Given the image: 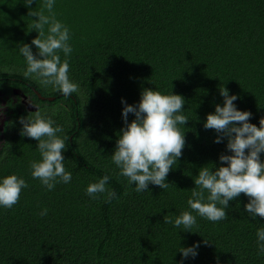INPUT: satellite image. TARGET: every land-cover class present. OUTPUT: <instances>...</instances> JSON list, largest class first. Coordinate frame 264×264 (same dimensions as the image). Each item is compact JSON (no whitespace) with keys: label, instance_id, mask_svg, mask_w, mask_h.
<instances>
[{"label":"trees","instance_id":"obj_1","mask_svg":"<svg viewBox=\"0 0 264 264\" xmlns=\"http://www.w3.org/2000/svg\"><path fill=\"white\" fill-rule=\"evenodd\" d=\"M28 11L23 0H0V78L20 83L63 128L57 135L68 137L62 154L72 180L48 191L31 177L30 162L41 156L38 142L20 135L19 119L35 111L20 105L1 142L0 180L15 174L28 187L12 209L0 207V264H264L256 236L264 220L244 211L243 194L229 202L226 220L192 212L191 232L163 223L165 215L192 211L187 201L199 169H214L230 154L227 141L214 143L217 134L203 127L223 106L219 87L238 97V110L252 113L250 123L259 127L264 118V0H55L56 18L71 34L69 77L79 85L67 98L24 77L18 45L38 35ZM145 88L181 95L189 122L178 126L186 145L167 176L170 186L138 193L118 176L111 155L124 127L121 100L136 105ZM105 175L117 194L111 203L86 194ZM197 243V256L184 259L179 249Z\"/></svg>","mask_w":264,"mask_h":264},{"label":"clouds","instance_id":"obj_2","mask_svg":"<svg viewBox=\"0 0 264 264\" xmlns=\"http://www.w3.org/2000/svg\"><path fill=\"white\" fill-rule=\"evenodd\" d=\"M34 2L37 3V0H23L24 6L29 9L28 17L37 18L32 20L31 29L38 33L31 45H18L19 53L26 61L24 77L36 79L45 87L52 86L67 98L79 91V85L69 77L68 57L73 51L69 44L70 30L56 18L55 0H41L38 10L31 8ZM32 46H35L36 54H33ZM61 52L65 57L63 61ZM219 93L223 97V106H215L214 113L206 116L203 127L217 134L214 143L226 140V152L230 154L222 153L219 165H214V169L207 166L199 169L191 198L187 201L192 211H183L175 219L172 215L163 217V223L172 224L175 228L182 226L185 232H191L197 224L192 212L213 223L226 220L229 202L237 200L241 194L247 197L244 211L249 217L264 220V118L259 120L257 127L249 122L251 112L237 109L234 103L238 100L236 95H229L224 86L219 87ZM121 103L124 105V127L120 129L111 155L112 163L119 169L118 176L126 178L128 185H134V191L138 193L149 191L150 184L167 189L170 186L166 182L167 176L173 165H178L186 145L185 133L178 127L189 122L182 114L185 99L181 95H164L145 88L138 104L128 105L123 99ZM35 108L34 113L19 119L22 125L20 135L38 142L36 150L41 159L30 162L31 177L39 180L46 190L52 191L56 184H67L72 180V173L66 170L62 154L68 137L58 136L63 128L54 126V120L46 118ZM129 114L134 116L131 122ZM109 180L110 176L105 175L90 183L86 194L92 199L103 197L106 203H111L117 199V194L107 187ZM27 187L25 179L15 174L0 180V207L12 209ZM47 211L43 209L39 215L46 216ZM256 236L258 253L264 255V227L257 230ZM199 247L197 243L192 247H181L179 252L184 259L195 258Z\"/></svg>","mask_w":264,"mask_h":264},{"label":"flooded vegetation","instance_id":"obj_3","mask_svg":"<svg viewBox=\"0 0 264 264\" xmlns=\"http://www.w3.org/2000/svg\"><path fill=\"white\" fill-rule=\"evenodd\" d=\"M14 84L15 82L8 81L6 77L0 78V112H2L0 114V146L6 136L8 125L14 121L12 119L13 111L20 105H23L28 112L36 111L35 107H37L31 102L33 100L32 93L25 91L23 94L21 91L23 86L19 87L20 83ZM35 94L44 101L39 92L35 91Z\"/></svg>","mask_w":264,"mask_h":264},{"label":"bare ground","instance_id":"obj_4","mask_svg":"<svg viewBox=\"0 0 264 264\" xmlns=\"http://www.w3.org/2000/svg\"><path fill=\"white\" fill-rule=\"evenodd\" d=\"M48 100H49V101H53V98H49Z\"/></svg>","mask_w":264,"mask_h":264}]
</instances>
